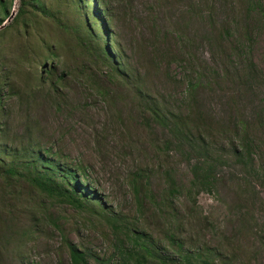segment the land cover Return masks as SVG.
I'll list each match as a JSON object with an SVG mask.
<instances>
[{"label": "rangeland", "instance_id": "obj_1", "mask_svg": "<svg viewBox=\"0 0 264 264\" xmlns=\"http://www.w3.org/2000/svg\"><path fill=\"white\" fill-rule=\"evenodd\" d=\"M42 1L50 14L35 18L28 49L14 33L0 39V83H7L0 89V122L8 124L2 127L4 138L24 146L31 131L33 143L62 162L80 165V175L105 207L128 229L143 233L169 262H178L173 238L183 252L213 264H264V0H102L98 14L132 73L127 85L115 78L108 82L100 66L80 72L89 60L81 39L85 22L90 25L97 16L96 0H84L86 9L77 0ZM18 6L16 0L14 16ZM40 41L50 43L57 58L45 60ZM249 63L258 80L244 89L235 75ZM206 65L221 74L211 77L206 70L214 82L198 94L202 112L212 117L206 140L216 152L227 153L238 137L223 134L221 127L235 120L246 130L254 156L249 172L234 162L219 168L211 191L191 187L188 154L168 144L165 130L143 126L131 91L142 80L159 102L167 98L168 108L191 115L173 102L184 95L183 84L176 88L166 76L178 81L186 69ZM43 66L51 70L47 77ZM90 74L109 98L88 83ZM9 88L17 93L9 94ZM54 88L62 98L53 97ZM19 94L27 95L24 104ZM167 172L175 183L172 194ZM135 174L147 177L140 182V207L130 188ZM5 197L0 264H70L66 241L109 264L126 261L115 251L116 238L104 219L50 200L20 181Z\"/></svg>", "mask_w": 264, "mask_h": 264}, {"label": "trees", "instance_id": "obj_2", "mask_svg": "<svg viewBox=\"0 0 264 264\" xmlns=\"http://www.w3.org/2000/svg\"><path fill=\"white\" fill-rule=\"evenodd\" d=\"M16 0H0V27L10 16ZM19 6L13 21L9 25H4L0 29V39L6 35L14 33L22 38L25 42V49H28L27 40L32 36L35 18L39 15H48L45 4L42 0H18ZM102 0H96L98 5L94 9L97 16L93 15V20L90 25L85 22V34L81 39L83 50L88 55L89 60L80 67V72L87 71L92 65L100 66L105 70V78L108 82L113 78L118 79L123 84L130 83V74L127 64L123 61L120 55H117L118 46H116L110 36V33L105 27L103 18L98 14V9L103 6ZM78 5L82 4L83 9L89 8L84 0H77ZM86 14V13H85ZM87 16V15H86ZM100 19L97 21V19ZM100 24V26H99ZM102 26V27H101ZM101 28L102 31H101ZM39 45L44 52V59H55L57 54L53 50L50 43L40 41ZM114 44V46L112 45ZM112 45L114 50L109 46ZM164 52H167L165 50ZM45 69V66H43ZM210 71L211 77L221 75L216 68H208V65L202 66L197 70L186 69L178 81L175 78L170 79L176 88L183 84L184 95L179 99H172L177 104L180 111L191 112V115L183 116V112H176L168 108L169 99L166 98L165 103L160 99L148 94L144 90V81L137 79L136 86H133L131 91L134 99L138 100L141 108L140 115L143 126L146 129L165 130L168 136V144L173 145L175 149L184 151L189 158V172L192 176L191 187L198 188L204 191H211L217 183L216 175L219 168L234 162L240 166L244 172L252 170L254 165L253 148L249 140L246 130L241 123L234 122L231 126L221 127L222 133L227 135H237V145L229 144L227 153H218L215 147L206 140L210 136L212 129V117L209 114L202 112L198 103V94L200 89L207 90L214 81L208 80L205 76V71ZM241 74H236V83L238 86L247 89L254 86L258 80L256 77L254 66L249 63L247 68L241 70ZM46 77L51 73L50 68L45 69ZM226 75V74H224ZM223 75V76H224ZM59 81H62L60 76ZM96 78L90 74L88 83L96 89L98 95L104 98H109L105 89L100 87L96 82ZM139 83V84H138ZM4 85V86H3ZM7 87L6 84L0 83V89ZM37 91V87H32ZM56 99L62 98L61 94L56 95L58 88L51 89ZM17 93V92H15ZM9 88V94H15ZM31 94V93H30ZM50 94V93H49ZM2 96L0 95V109H3ZM19 102L24 104L27 101V95L19 94ZM58 107V106H57ZM148 117V118H147ZM152 124V126H151ZM7 120L0 122V211L3 209V199L7 200L5 194L11 187H15L18 182L28 184L30 188L39 192L50 200L61 201L69 206L86 212L91 216H97L107 223L111 232L116 238L115 251L123 258L124 264H147L148 262H156L158 264H213L207 257L195 258L191 253L183 252L182 246L173 241L177 245L176 253L178 262L171 260L167 261L158 255V249L153 245L152 241H148L147 237L142 233L131 231L128 229L120 215H115L109 208H106L101 198H99L93 187L86 183V177L83 173L80 175V170H83L80 165H70L67 162H62L58 154L51 152L50 149L42 148L31 140V131L28 135L27 145L18 147L13 146L11 142L4 138V129ZM155 127V128H154ZM227 130H229L227 132ZM238 132V133H237ZM6 140V141H5ZM168 147V146H166ZM144 177L142 174H135L130 178V188L134 194L137 207L141 206V193L143 187L140 184ZM166 181L169 184L170 194L174 193V180L170 173H166ZM123 237L125 240H121ZM125 241L130 248L125 247ZM66 248L70 264H91V260L95 264H109L110 260L104 262L94 257L91 253L80 249L78 246L66 241ZM175 260V259H174Z\"/></svg>", "mask_w": 264, "mask_h": 264}, {"label": "water", "instance_id": "obj_3", "mask_svg": "<svg viewBox=\"0 0 264 264\" xmlns=\"http://www.w3.org/2000/svg\"><path fill=\"white\" fill-rule=\"evenodd\" d=\"M14 11L12 10L10 16L8 17V19L5 21V23L0 27V29H2L4 27V25H6L9 21H11V19L14 17Z\"/></svg>", "mask_w": 264, "mask_h": 264}]
</instances>
